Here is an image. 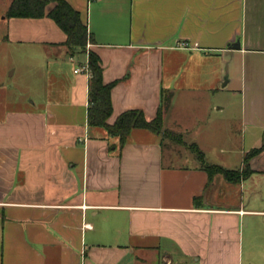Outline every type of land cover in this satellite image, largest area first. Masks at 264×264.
I'll list each match as a JSON object with an SVG mask.
<instances>
[{
	"label": "crops",
	"instance_id": "obj_1",
	"mask_svg": "<svg viewBox=\"0 0 264 264\" xmlns=\"http://www.w3.org/2000/svg\"><path fill=\"white\" fill-rule=\"evenodd\" d=\"M66 1L93 39L73 54L48 17L0 18V42L28 46L37 76L27 108L0 115V264H264V0ZM89 52L116 83L108 124L153 120L169 91L164 129L236 131L241 148L204 164L243 171L262 149L249 175L210 182L161 134L134 129L121 147L90 127V76L75 72Z\"/></svg>",
	"mask_w": 264,
	"mask_h": 264
},
{
	"label": "trees",
	"instance_id": "obj_2",
	"mask_svg": "<svg viewBox=\"0 0 264 264\" xmlns=\"http://www.w3.org/2000/svg\"><path fill=\"white\" fill-rule=\"evenodd\" d=\"M55 6L50 12L47 7ZM6 18L52 19L65 33L67 39L65 45L73 54L77 50H85L89 43L93 42L88 26L82 21L79 11L74 9L66 0H11L5 14ZM88 66L91 71L89 81V105L88 124L90 127H103L111 136L120 139L121 147L126 144L127 138L134 129H145L156 134H161L164 141L181 143V135L164 129L163 112L170 103L172 93L162 91L161 106L156 117L148 120L141 110H130L121 114L113 125L108 120L113 113L111 94L116 83L106 84L103 80V68L97 54L89 52ZM198 155V159L204 164V153L195 144L191 146ZM262 149L249 152L245 157L243 171H230L218 165H203L209 175L210 182L217 174H222L230 182H240L251 172L248 160L259 154Z\"/></svg>",
	"mask_w": 264,
	"mask_h": 264
},
{
	"label": "rangeland",
	"instance_id": "obj_3",
	"mask_svg": "<svg viewBox=\"0 0 264 264\" xmlns=\"http://www.w3.org/2000/svg\"><path fill=\"white\" fill-rule=\"evenodd\" d=\"M10 0H0V18H3L6 14L4 12L9 6ZM3 10V12H1ZM1 22V21H0ZM6 30V28H5ZM4 32V31H3ZM28 46L18 45L6 42H0V115L6 110L24 109L28 106L29 93L33 89L34 83L37 80L35 74L34 63L31 64L29 58ZM200 96L194 97L193 100L197 102L202 99ZM230 98V97H229ZM237 98L234 100L236 101ZM15 104H19L16 105ZM238 109L233 108V113L230 112L228 117L231 119L236 118ZM205 112V109H204ZM214 117L218 118L220 114H213ZM206 113L201 117H205ZM232 129L236 130L238 124L233 122L229 125ZM203 127V126H202ZM203 128L196 126V131L191 136L185 134L177 133L176 135H181V143H173L166 141L169 145H174L181 152V158L184 162L192 161V159L199 160L197 152L191 147L192 143L197 142L199 146H202V152L206 153L207 159L223 160L226 155H230V151L239 150L241 148V143L239 138L235 137L237 132H235L234 138L232 140L225 139L223 133L219 131L216 133L215 137H211V134L202 132ZM176 133V132H175ZM227 136H230L227 134ZM221 137V138H220ZM224 138V139H223ZM237 138V139H236ZM223 150V152H221ZM236 156V154H234ZM208 159V160H209ZM183 162V161H182ZM237 163H231L232 166H236Z\"/></svg>",
	"mask_w": 264,
	"mask_h": 264
},
{
	"label": "built area",
	"instance_id": "obj_4",
	"mask_svg": "<svg viewBox=\"0 0 264 264\" xmlns=\"http://www.w3.org/2000/svg\"><path fill=\"white\" fill-rule=\"evenodd\" d=\"M182 46H183V47H187V46H188V44H186V43H183V44H182ZM80 71H85L87 75L91 76V71H90V69H89V66H88V65H86V66L84 67V69H83V70H81V69H77L75 72H76V73H78V72H80Z\"/></svg>",
	"mask_w": 264,
	"mask_h": 264
},
{
	"label": "water",
	"instance_id": "obj_5",
	"mask_svg": "<svg viewBox=\"0 0 264 264\" xmlns=\"http://www.w3.org/2000/svg\"><path fill=\"white\" fill-rule=\"evenodd\" d=\"M238 48H240V45H238Z\"/></svg>",
	"mask_w": 264,
	"mask_h": 264
}]
</instances>
